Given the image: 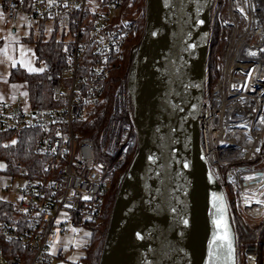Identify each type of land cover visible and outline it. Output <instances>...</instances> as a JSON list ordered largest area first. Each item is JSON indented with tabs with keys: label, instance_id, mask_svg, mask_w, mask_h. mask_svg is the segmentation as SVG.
Instances as JSON below:
<instances>
[{
	"label": "built area",
	"instance_id": "1",
	"mask_svg": "<svg viewBox=\"0 0 264 264\" xmlns=\"http://www.w3.org/2000/svg\"><path fill=\"white\" fill-rule=\"evenodd\" d=\"M223 2L221 10L222 0H214L211 21L212 32L217 22L223 30L220 72L213 83L207 73L197 142L224 188L234 184L244 215L259 222L264 183L255 182L264 173V16L254 20L259 13L254 0ZM0 7L13 23L23 17L59 19L71 36L66 62L49 80L50 106L33 107L21 95L16 102L0 101V133L31 130L32 153L39 158L31 166L18 162L16 171L0 159V173L14 182L0 185V200L13 207L11 218L0 216V242L7 243H0V264H58L57 259L82 264L84 256L68 255L77 246L64 238L73 227L81 233L101 219L113 174L127 170L138 148L128 75L112 91L104 125L97 128L93 121L108 96L113 65L127 59L141 21L123 0H0ZM19 139L14 133L3 144ZM237 264H258V246H248L242 260L237 240Z\"/></svg>",
	"mask_w": 264,
	"mask_h": 264
},
{
	"label": "water",
	"instance_id": "2",
	"mask_svg": "<svg viewBox=\"0 0 264 264\" xmlns=\"http://www.w3.org/2000/svg\"><path fill=\"white\" fill-rule=\"evenodd\" d=\"M213 5L145 0L128 70L138 148L121 177L99 264H237L227 194L197 142Z\"/></svg>",
	"mask_w": 264,
	"mask_h": 264
},
{
	"label": "trees",
	"instance_id": "3",
	"mask_svg": "<svg viewBox=\"0 0 264 264\" xmlns=\"http://www.w3.org/2000/svg\"><path fill=\"white\" fill-rule=\"evenodd\" d=\"M127 7L132 13L138 15L141 21V27L132 34L128 42V57L125 61H118L113 65V76L109 83L108 96L106 97L104 103L99 107L101 109V114L99 117L93 121L96 127H101L106 121V117L110 111L112 103V91L116 86V83L122 78L128 75V70L130 62L132 59V52L134 48L139 44L145 25V0H123ZM224 7V2L222 0L221 8ZM42 24L45 21H41ZM61 21L58 19L54 24V31L59 28H64ZM222 47V31L221 25L217 22L213 28L212 39L210 42V56L208 61V72L209 79L213 83L220 72L219 67V54ZM67 46H64V42L59 41L55 36L51 37L49 40H39L36 42L35 53L38 61H43L45 63V68L42 71H29L22 66H13L10 69L9 79L12 81H19L27 84L28 99L30 100L33 107H47L51 105L50 95H49V80L51 76L55 75L59 68L66 62L67 59ZM85 132L89 133L90 130ZM14 133L19 136V142L16 145H4L3 140L5 137H10ZM14 133H0V159H6L10 165L11 171H16L15 165L18 162L30 165L31 163L39 158H37L32 153V147L34 144V132L31 130H19ZM134 150V147L132 148ZM258 161H253L252 163H257ZM126 169L117 171L113 174L112 189L105 203L103 214L101 219L97 222L87 223L86 227L89 230V247L86 250V255L83 257L82 264H99L102 256L106 232L112 212V207L114 204L115 196L120 185L121 177L125 173ZM234 184H225V191L229 197V194L234 197ZM230 208L233 225L237 232V240L240 246V253L242 260H245V250L250 245L258 246V264H264V217L258 223L249 222L243 212L241 207L237 203L236 199H230ZM13 207L12 205L4 200H0V216L3 218L12 217ZM4 214H1V213ZM0 243L7 244L3 241ZM18 246V244H17ZM19 250L20 248L19 245ZM22 251V250H21ZM9 256H17L19 252H7ZM26 253V251H25ZM28 253V252H27Z\"/></svg>",
	"mask_w": 264,
	"mask_h": 264
},
{
	"label": "rangeland",
	"instance_id": "4",
	"mask_svg": "<svg viewBox=\"0 0 264 264\" xmlns=\"http://www.w3.org/2000/svg\"><path fill=\"white\" fill-rule=\"evenodd\" d=\"M225 8H226V3L222 8L220 5L221 10ZM127 11L130 15L132 14L136 15L135 13H132L129 8L127 9ZM217 21L219 20L217 19ZM3 23L4 21L0 18V39L3 38L2 41H0L3 49L0 52V93L8 96H12V95L17 96L19 90L16 89L15 85L18 84L19 81H12L9 79V75L7 73L8 69L11 66L19 65L26 68L29 71H42L45 68V63L43 61L37 60L35 53L36 42L39 40L47 41L51 37L55 36L57 40L64 42V46H67L68 42L71 40V36L69 34V31L63 28H59L58 30L54 31V24H55L54 20H46L44 24L41 23V20H35L32 22L28 21L25 24V28L20 25L18 26V29L16 31H13L12 28L7 29L5 27L6 25H4ZM5 29H7V31H5ZM221 31L223 36L222 28ZM211 39H212V31H211ZM223 47H224V42L222 37V47L220 54L223 51ZM220 54H219V58H220ZM24 85H25V92L27 91L26 93H28L27 84L25 83ZM26 93L25 95H22L23 97L25 96V98L28 97V94ZM5 181L11 184L14 183L11 179L4 177L0 173V185H2ZM236 196H237V191L234 190V197L231 196V194H229V197L227 195L228 202H229V198L236 199ZM4 197L12 198L13 196L9 194H5ZM245 218L253 224L258 223L249 220L246 216ZM78 231L79 228L73 227L72 234L64 238L65 242L67 243L73 242L77 246V249L75 250H68L69 251L68 255L74 256L73 259H80L82 256L86 255V250L83 248V246L89 243L90 241L89 230L87 228L82 229L81 233H77ZM56 261L58 264H67L66 261L61 259H57Z\"/></svg>",
	"mask_w": 264,
	"mask_h": 264
},
{
	"label": "crops",
	"instance_id": "5",
	"mask_svg": "<svg viewBox=\"0 0 264 264\" xmlns=\"http://www.w3.org/2000/svg\"><path fill=\"white\" fill-rule=\"evenodd\" d=\"M0 18L4 21V25H6L5 27L8 28H12L13 31H16L18 29V26H22L25 28V24L27 23V21L25 20V17H23L21 20H19L16 23H13L9 20L6 19L5 14H4V9L2 7H0ZM7 29H5V31H7ZM3 39V38H2ZM2 39H0V41H2ZM2 46H1V42H0V52L2 51ZM13 67V66H11ZM11 67L8 69V75L10 73V69ZM25 83L23 82H19L18 84L15 85L16 89L19 90V93L17 94V96H8V95H4L2 93H0V101H11V102H16L19 100V98L23 97L22 95H25ZM27 94V93H26ZM21 95V97H20ZM25 99V96L23 97Z\"/></svg>",
	"mask_w": 264,
	"mask_h": 264
},
{
	"label": "bare ground",
	"instance_id": "6",
	"mask_svg": "<svg viewBox=\"0 0 264 264\" xmlns=\"http://www.w3.org/2000/svg\"><path fill=\"white\" fill-rule=\"evenodd\" d=\"M253 5H254L255 9L259 11V13H257L259 15L254 14V16H255L254 20L255 19L260 20L261 17L264 16V0H254V4ZM263 62H264V60H263ZM255 183H264V173H263V177L260 180H258L257 182H255Z\"/></svg>",
	"mask_w": 264,
	"mask_h": 264
},
{
	"label": "flooded vegetation",
	"instance_id": "7",
	"mask_svg": "<svg viewBox=\"0 0 264 264\" xmlns=\"http://www.w3.org/2000/svg\"><path fill=\"white\" fill-rule=\"evenodd\" d=\"M109 196V195H108Z\"/></svg>",
	"mask_w": 264,
	"mask_h": 264
}]
</instances>
